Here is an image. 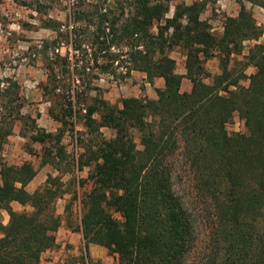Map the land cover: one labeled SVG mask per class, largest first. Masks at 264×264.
Masks as SVG:
<instances>
[{"label":"trees","instance_id":"16d2710c","mask_svg":"<svg viewBox=\"0 0 264 264\" xmlns=\"http://www.w3.org/2000/svg\"><path fill=\"white\" fill-rule=\"evenodd\" d=\"M169 1L132 0L118 14L90 2L71 12V29L61 30L52 18L43 20L57 32L53 43L60 45L65 37L74 51L83 42L69 36L93 26L84 69L96 66L116 75L127 61V75L134 70L143 72L149 83L163 79V86L155 88L156 98L127 96L120 106L96 98L81 112L73 109L80 94L68 92L64 110L48 109L64 127L67 117L81 119L90 136L74 163L78 169L90 165L86 179L91 187L80 198L85 254L60 264L84 262L90 244L105 247L115 264H264V40L259 41L264 28L243 0L236 15L224 18L219 35L200 18L206 0L179 3L165 17ZM248 1L264 7V0ZM33 7L45 12L38 0ZM167 30L171 32L165 36ZM246 40L255 42L244 55L246 64L236 69L231 60L242 53ZM172 46L186 51L184 75L176 72L167 53ZM214 56L219 72L211 75L203 63ZM55 57L49 73L57 75L67 56L56 52ZM247 65L255 68L248 75ZM183 77L191 82L189 90H181ZM242 79L248 84L241 85ZM235 113L244 131L230 133L226 124ZM62 131L30 136L31 141H50L48 154H54L42 163L57 170L58 161L67 158ZM62 173L48 175L42 187L30 192L26 186L36 174L30 162L0 163V208L9 215L6 224L0 223V264H38L55 245L61 223L55 202L67 192ZM177 179L186 180L184 192L176 188ZM12 202L24 208L15 210ZM195 213L207 222L202 240Z\"/></svg>","mask_w":264,"mask_h":264},{"label":"rangeland","instance_id":"374dc122","mask_svg":"<svg viewBox=\"0 0 264 264\" xmlns=\"http://www.w3.org/2000/svg\"><path fill=\"white\" fill-rule=\"evenodd\" d=\"M25 1L33 5H25L14 0H0V134L2 135L0 163L18 165L25 161L30 162L36 169L35 176L26 186L30 192L42 187L48 175L55 176L63 172L61 176L67 192L55 202V211L61 220L55 232V245L42 254L38 263L60 264L66 259L79 258L85 254L84 240L79 229L80 198L91 187V181L86 179L90 165L78 169L74 163L83 151V141L87 142L90 136L87 135L81 119L74 115L67 117L68 121L64 127L48 113V109L53 108L54 112L64 110L67 104L65 96H68V92L80 94L79 102L73 105V109L81 112L85 111L81 108L93 103L96 98H103L115 106H120L121 99L127 96L156 98L155 88L163 86V79L155 78L153 83H149L143 72L134 70H130L127 75V69L130 67L127 61L115 70L116 75L104 72L96 66L94 69H84L82 64L90 57L89 52L92 49L90 43L92 44L93 26L84 27L80 36H69V40L74 38L83 42L81 48L74 51L68 40L65 41V37H62L63 42L60 45L53 43L57 32L43 25L45 18H52L61 24V30L71 29L73 25L71 12L74 9L82 8L90 2H98L103 8H111L118 14L119 9L128 8L132 0H38L45 12L34 9L36 0ZM193 1L200 0H170L165 17L173 15L177 4H190ZM243 2L253 14L257 25L264 28V7L248 0ZM238 10L239 0H206L200 18L207 21L214 34L219 35L222 32L224 18L236 15ZM163 23L164 21L160 22ZM158 25L159 22L156 21L152 28L153 32L158 31ZM170 32L171 30H167L164 35L168 36ZM263 40L264 34L259 38V41ZM254 42V40L244 41L242 53L233 56L231 64L236 69L246 64L247 59L244 55ZM54 46L57 48L55 49ZM56 52L61 56H67L65 66L63 64V67H59L61 69L57 75L56 72L49 73V66H55L53 61H58L55 57ZM167 53L175 60L176 72L184 75L185 49L172 46L167 49ZM203 64L207 73L213 75L219 72L216 56L205 60ZM56 66L58 67L57 63ZM244 71L248 75L254 72L255 68L247 65ZM210 80L211 77L206 79V81ZM56 84L60 87L55 88ZM240 84L247 85L248 79H242ZM190 87V80L183 77L181 90H189ZM226 128L230 133L244 131L243 120L235 113L226 124ZM60 130H63L60 144L64 146L67 158L58 161L60 170H57L51 163H42L43 159L51 158L54 154H48L52 152L50 141L39 143L31 141L30 136L37 132H50L56 135ZM101 131L106 136L111 133L105 128ZM5 132L8 133L4 135ZM177 157L176 162L181 163L180 157ZM176 167L179 169V164ZM185 181V179L182 181L177 179L175 182L180 192H184ZM66 204H69L67 210H65ZM11 206L15 210L24 208L16 202H12ZM193 218L196 233L199 240H202L206 233L207 222L200 213H195ZM8 219V213L0 208V223L6 224ZM88 253L89 257L84 260L87 264L116 263L115 256L108 254L107 249L101 245L90 244Z\"/></svg>","mask_w":264,"mask_h":264},{"label":"built area","instance_id":"2783aa9c","mask_svg":"<svg viewBox=\"0 0 264 264\" xmlns=\"http://www.w3.org/2000/svg\"><path fill=\"white\" fill-rule=\"evenodd\" d=\"M79 264H87V262L85 261V262H81V263H79Z\"/></svg>","mask_w":264,"mask_h":264},{"label":"crops","instance_id":"0c3cea01","mask_svg":"<svg viewBox=\"0 0 264 264\" xmlns=\"http://www.w3.org/2000/svg\"><path fill=\"white\" fill-rule=\"evenodd\" d=\"M42 258V257H41Z\"/></svg>","mask_w":264,"mask_h":264}]
</instances>
